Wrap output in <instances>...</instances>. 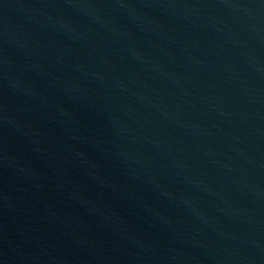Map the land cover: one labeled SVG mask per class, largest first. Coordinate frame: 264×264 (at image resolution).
Masks as SVG:
<instances>
[{
  "label": "water",
  "instance_id": "obj_1",
  "mask_svg": "<svg viewBox=\"0 0 264 264\" xmlns=\"http://www.w3.org/2000/svg\"><path fill=\"white\" fill-rule=\"evenodd\" d=\"M0 264H264V0H0Z\"/></svg>",
  "mask_w": 264,
  "mask_h": 264
}]
</instances>
